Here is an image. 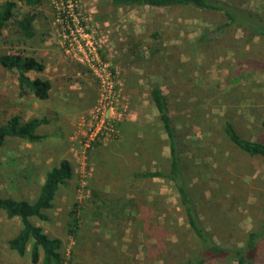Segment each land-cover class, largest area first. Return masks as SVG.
<instances>
[{
    "label": "rangeland",
    "instance_id": "rangeland-1",
    "mask_svg": "<svg viewBox=\"0 0 264 264\" xmlns=\"http://www.w3.org/2000/svg\"><path fill=\"white\" fill-rule=\"evenodd\" d=\"M231 1L264 14V0ZM33 11L32 35L9 23L0 53L39 59L44 70L29 75L50 80L49 97L19 96L0 67V108L48 122L40 141L7 138L0 147V195L30 199L46 170L70 168L47 220L32 218L60 239L61 264H175L198 250L172 182L134 175L168 167L154 84L167 99L203 222L218 243L241 244L264 209V159L240 152L223 123L264 141V40L219 30L222 13L190 5L43 0ZM17 227L0 214V264H41L8 248Z\"/></svg>",
    "mask_w": 264,
    "mask_h": 264
},
{
    "label": "trees",
    "instance_id": "trees-1",
    "mask_svg": "<svg viewBox=\"0 0 264 264\" xmlns=\"http://www.w3.org/2000/svg\"><path fill=\"white\" fill-rule=\"evenodd\" d=\"M43 0H0V35L3 29L13 22L16 32L32 35L36 13L33 8ZM114 7L148 6L176 7L190 5L200 10L218 11L225 16L218 29L235 27L244 33L254 35L264 40V14L244 8L230 0H107ZM25 10L20 14L19 7ZM217 31V30H215ZM216 33V32H213ZM257 67L258 65H254ZM0 67L9 71L15 82L19 96H32L38 100L49 97L50 80L40 75L30 76L33 71L40 74L44 64L33 55L21 51L0 53ZM151 101L157 111V117L166 135L169 162L166 170H141L134 173L136 177H161L172 182L179 204L189 230L196 237L198 252H191L186 258L175 264H264V209L260 210L254 219L256 227L249 230L241 244L225 246L218 243L213 233L203 222L193 198L181 160L176 127L168 108L167 99L162 89L154 84L150 88ZM12 109L0 108V147L7 138H20L29 143L40 141L43 134L40 127L48 122L45 116L24 118ZM264 126V118L262 123ZM223 131L226 138L242 153L264 159V141L245 138L235 129L232 122L225 120ZM70 176V168L65 165L52 166L44 172L42 182L34 196L16 198L10 195H0V214L6 219H17L16 233L7 239L9 249L19 256L28 253L30 261L41 264H61L60 239L51 237L44 232L42 226L32 221L35 217L41 221L47 220L45 212L51 208L58 187ZM76 227V223H74ZM72 231V229H70Z\"/></svg>",
    "mask_w": 264,
    "mask_h": 264
}]
</instances>
